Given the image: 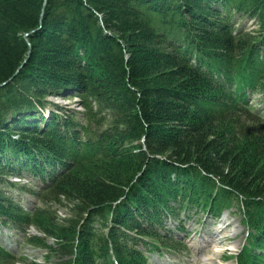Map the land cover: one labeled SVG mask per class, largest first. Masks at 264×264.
<instances>
[{
    "label": "trees",
    "instance_id": "trees-1",
    "mask_svg": "<svg viewBox=\"0 0 264 264\" xmlns=\"http://www.w3.org/2000/svg\"><path fill=\"white\" fill-rule=\"evenodd\" d=\"M262 2L48 0L42 19L45 0H0V184L15 170L65 168L41 194L52 208L24 213L0 188V218L33 225L44 238L31 243L48 250L51 264H97L110 249L120 264H146L127 235L159 240L140 225L156 219L148 207H173L178 188L213 212L240 202L246 223L264 235L263 122L168 44L182 38L225 56L228 87L247 84L242 75L264 67V47H255L264 41ZM232 9L253 22L250 33L229 26ZM26 44L33 50L17 74ZM257 79L251 84L264 91V73ZM67 91L81 100V119L52 114L67 111L51 105L43 117L46 97ZM21 157L26 163H15ZM61 200L76 204L74 220L55 215ZM0 264H12L1 250Z\"/></svg>",
    "mask_w": 264,
    "mask_h": 264
},
{
    "label": "rangeland",
    "instance_id": "rangeland-1",
    "mask_svg": "<svg viewBox=\"0 0 264 264\" xmlns=\"http://www.w3.org/2000/svg\"><path fill=\"white\" fill-rule=\"evenodd\" d=\"M48 2V1H47ZM48 4V3H47ZM46 6L43 8V17L46 11ZM261 6H264V2H262ZM42 17V19H43ZM247 19H249L248 17H244L241 18L239 20L240 24L237 25L238 28L243 27V25H247L246 27L248 28L247 32L250 33V30H252L254 28L253 22H249L247 21ZM242 24V25H241ZM42 25V24H41ZM38 30V28H37ZM260 28L257 30V32H255V36H259L260 34L262 35L263 32H261ZM36 33V31L34 32ZM260 33V34H259ZM111 34V33H110ZM259 34V35H258ZM35 36V35H34ZM32 37V35H31ZM120 37V35L118 36ZM258 38V37H257ZM30 41V38H29ZM28 42V41H27ZM26 60L24 61V63L29 57V55L31 56L32 50H33V44H26ZM160 50H167L164 47L160 46L159 48ZM169 50V49H168ZM167 50V51H168ZM23 63V64H24ZM27 64V63H26ZM26 64L20 68L18 70V73H20L21 69H23ZM11 81V80H10ZM4 87V86H1ZM67 93L65 96L60 97L59 95H54L51 97H46V99L43 101V103L46 104V109L44 110V116H46L47 118L49 117V113H50V107L51 106H57L59 107L61 110H65L67 112H85V110H83L79 104H81L79 98H76V94L67 91L65 92ZM58 94V93H56ZM64 94V93H62ZM76 97H73V95ZM33 96V95H32ZM58 96V97H57ZM255 102H257V100H255ZM51 105V106H50ZM42 109V108H40ZM39 109V110H40ZM43 110V109H42ZM52 112V111H51ZM71 113H68L69 115ZM52 114H65L63 112H52ZM20 117L17 118H13L14 120L19 119ZM16 138V137H15ZM58 172V170H57ZM9 194V193H8ZM8 196L12 197L11 194H9ZM47 201L52 200V198H50L49 193L47 195L44 196ZM33 199H31L30 197L26 196L23 197V205H26L27 207H29V203H32ZM57 203V202H55ZM75 203H67V202H63L61 200V202L58 204L57 206L54 208V210L56 209V214L60 220L62 222H65L67 220L71 221L74 220L75 216ZM53 207V206H52ZM51 206H49V208H52ZM232 211V210H231ZM231 211L227 212L228 214V219H226L227 223L230 224L228 231L226 234H228V232H230V237L232 238V240L230 241H226V242H221V240L219 239V235L221 234L219 232L220 229V222L216 221H210L209 217H204V216H200L198 218H196L195 220H199L201 221V224L199 223H195L194 221L190 222L188 225L186 223V226L188 228V230L193 231L191 233V236H189L188 238L186 236H184V234H181V236L186 237V245L190 246L191 248V255L189 256H185V255H177V256H173V257H168L165 256L164 258L161 259H157V257L154 258L155 260V264H226L227 261L225 259L226 255L229 253L231 255H235L237 254V252H239L242 247L245 244V240H246V234H245V228L242 226L241 223V219L239 216H233ZM235 211V210H233ZM61 223L60 225H62L63 223ZM208 225L206 232H204V229L200 230L203 226ZM199 230V231H198ZM31 236H38L41 235L36 229H31L30 231ZM225 232H223L222 235H224ZM50 243L52 244V241H50ZM229 249L231 251H229ZM29 256H31V261L36 262L37 264H43L46 262H49V264L56 262L55 259H53L51 256H49L47 258V254L46 252H44V250L40 251V250H36L33 248L30 249L29 251ZM233 262V261H232ZM229 264H234V263H229Z\"/></svg>",
    "mask_w": 264,
    "mask_h": 264
},
{
    "label": "water",
    "instance_id": "water-1",
    "mask_svg": "<svg viewBox=\"0 0 264 264\" xmlns=\"http://www.w3.org/2000/svg\"><path fill=\"white\" fill-rule=\"evenodd\" d=\"M46 3H47V0H45V5H46ZM44 7H45V6H44ZM42 17H43V15H42ZM31 35H32L31 33H29V34H24V37H25L26 40H28V38H29ZM28 58H30V55H29ZM28 58H27V59H28ZM27 61H28V60H27ZM27 61L22 65V67L27 63ZM22 67H21V68H22ZM17 74H19V73H17ZM17 74H16V75H17Z\"/></svg>",
    "mask_w": 264,
    "mask_h": 264
},
{
    "label": "bare ground",
    "instance_id": "bare-ground-1",
    "mask_svg": "<svg viewBox=\"0 0 264 264\" xmlns=\"http://www.w3.org/2000/svg\"><path fill=\"white\" fill-rule=\"evenodd\" d=\"M47 1H48V0H47ZM46 4H47V3H46ZM44 6H46V5H44ZM29 38H31V36H30ZM29 38H28V40H26V41H28V42H29ZM11 81H12V80H11ZM12 179H13V178H12ZM12 179H11V180H12Z\"/></svg>",
    "mask_w": 264,
    "mask_h": 264
}]
</instances>
